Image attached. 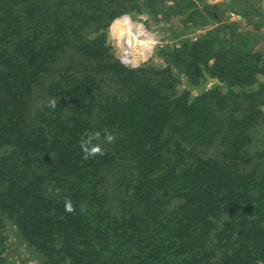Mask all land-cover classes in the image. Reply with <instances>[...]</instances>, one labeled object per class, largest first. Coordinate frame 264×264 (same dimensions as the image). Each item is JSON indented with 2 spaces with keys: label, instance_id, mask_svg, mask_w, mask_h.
<instances>
[{
  "label": "trees",
  "instance_id": "obj_1",
  "mask_svg": "<svg viewBox=\"0 0 264 264\" xmlns=\"http://www.w3.org/2000/svg\"><path fill=\"white\" fill-rule=\"evenodd\" d=\"M242 1L251 22L260 0ZM154 6L0 0V264L6 221L43 264H264V96L249 40L218 28L164 50L160 68L127 67L106 31ZM68 51L77 63L40 88ZM207 79L217 83L191 98ZM106 86L119 97L103 99ZM96 133L115 140L86 159L81 141Z\"/></svg>",
  "mask_w": 264,
  "mask_h": 264
},
{
  "label": "rangeland",
  "instance_id": "obj_2",
  "mask_svg": "<svg viewBox=\"0 0 264 264\" xmlns=\"http://www.w3.org/2000/svg\"><path fill=\"white\" fill-rule=\"evenodd\" d=\"M156 3L158 7L154 6L153 11H151L153 15L148 13L147 10L124 14L122 17L116 19L119 20L118 23L114 20L106 31V33L110 31L112 34L110 41L111 53L122 64L127 67L138 68L148 63L149 65L156 66V68H160L163 63L162 54L164 50L169 49L170 51L175 46H180L187 41H195L202 34L206 32L214 33L215 30L220 28L219 37L224 38V40H229V38L233 40L236 36H242L249 40L245 50L247 56L254 57V60L251 61L259 69L260 75L257 77V84H261L259 88L261 87L260 89L264 96V20L261 17L262 15L264 16V0H260L256 7L252 9L251 22H247L241 18L242 0H205L204 2H196L195 8L186 13H184L187 5L186 0H156ZM205 4L216 6V11L213 13L215 19L210 18L208 11L204 9ZM253 5L249 4L247 9H250ZM170 7H173L174 10H171ZM253 10H256L257 13L255 14L256 11ZM233 24H236V26ZM119 26H125L128 30L136 31L141 36L147 37L151 40L152 45H144L142 47L138 42L132 43L131 46L125 45ZM228 26H231L233 29L225 30ZM112 27L114 33H118L117 38L114 37L111 30ZM126 46L131 47L132 53L124 49ZM77 61L76 56L72 55L69 51L66 52L58 59L56 65L52 67L51 78L49 79L46 76L45 80L42 79L40 88L46 90L50 82L53 79H57V72L59 70L71 67ZM86 66H88L87 63H81V69ZM215 83H217L215 79H207L198 86L191 87L189 89L191 98L209 90ZM185 86L181 85L179 89H185ZM37 91L34 94L35 99L32 102L35 109L40 107L43 101V97ZM105 91L106 94L103 99L109 96L119 97L118 91L113 89V87L107 88ZM261 109L264 111V107ZM254 130L258 136L264 135L263 127L256 126ZM254 149L262 150L263 145L259 141H256ZM123 165L125 164L123 163ZM113 170H109L106 175L108 179L112 177L111 172L115 175L117 174V169ZM124 170L126 169L121 166L118 171ZM5 225L4 258L6 264H43L44 259L42 256L24 242L12 223L6 221Z\"/></svg>",
  "mask_w": 264,
  "mask_h": 264
},
{
  "label": "clouds",
  "instance_id": "obj_3",
  "mask_svg": "<svg viewBox=\"0 0 264 264\" xmlns=\"http://www.w3.org/2000/svg\"><path fill=\"white\" fill-rule=\"evenodd\" d=\"M51 106L55 107V101H51ZM115 137L111 133H105L104 137L101 138L99 133L93 134L87 140L81 141V149L84 153V157L87 159L89 157H94L96 155H103V148L101 144L103 142L112 143L114 142ZM93 141H97V143H93ZM65 211L66 212H74L75 208L70 200H65Z\"/></svg>",
  "mask_w": 264,
  "mask_h": 264
},
{
  "label": "bare ground",
  "instance_id": "obj_4",
  "mask_svg": "<svg viewBox=\"0 0 264 264\" xmlns=\"http://www.w3.org/2000/svg\"><path fill=\"white\" fill-rule=\"evenodd\" d=\"M119 30L122 34V38L124 39L125 45H127V46H131L132 43H137V42L142 47H144V45H146V46L152 45V42L150 39H148L147 37L141 36L138 32L136 33V31L128 30L125 26H119ZM127 46L124 47V49H126L127 52L132 53L131 47H127Z\"/></svg>",
  "mask_w": 264,
  "mask_h": 264
},
{
  "label": "water",
  "instance_id": "obj_5",
  "mask_svg": "<svg viewBox=\"0 0 264 264\" xmlns=\"http://www.w3.org/2000/svg\"><path fill=\"white\" fill-rule=\"evenodd\" d=\"M110 41H111V32H107L106 33V42H105V45L106 46H110Z\"/></svg>",
  "mask_w": 264,
  "mask_h": 264
}]
</instances>
